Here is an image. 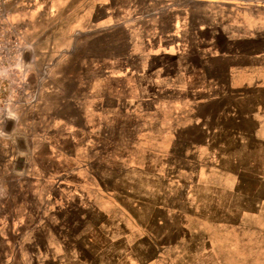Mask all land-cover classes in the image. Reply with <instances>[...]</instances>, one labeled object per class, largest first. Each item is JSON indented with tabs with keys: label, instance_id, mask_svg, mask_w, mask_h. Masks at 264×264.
<instances>
[{
	"label": "rangeland",
	"instance_id": "1",
	"mask_svg": "<svg viewBox=\"0 0 264 264\" xmlns=\"http://www.w3.org/2000/svg\"><path fill=\"white\" fill-rule=\"evenodd\" d=\"M149 1L93 0V32L79 35L60 51L40 46L44 34L33 32L39 15L20 16L34 2L18 0L1 24L0 39L17 44L28 68L20 79L23 85L17 78L0 80V136L12 135L27 157L30 150L37 152V160L55 171L53 182L67 197L69 209L63 214L79 217L71 225L77 234L63 239L75 256L63 260L264 264V89L258 80L263 72H246L253 78L243 89L224 94L228 91L214 79L224 82L227 75L219 73L217 65L208 64L186 84H171L160 78L174 69L163 66L166 58L158 56L154 66L160 67L154 75L147 71L138 79L128 75L111 80L103 95L99 84L95 89L100 80L84 78L80 72L66 74L67 68L51 69L41 61L44 55H60L73 67L86 64L88 75H102L105 59L120 58L133 71L135 38L166 39L172 22L179 19L172 17L170 7L190 5L193 23L220 11L207 4L195 8L192 0ZM103 2H108L113 16L105 17V10L98 8ZM46 22L54 23L48 18ZM20 72L18 68L15 73ZM55 72L58 78L51 79ZM151 76L158 77L156 83ZM88 93L92 96L87 99ZM5 97L11 99L8 112ZM38 135L49 140L71 135L77 142L56 144L57 157L48 159L49 147L32 142ZM11 182L14 208L33 209L31 183L22 174H15ZM42 236L37 232L27 241L29 249L41 248Z\"/></svg>",
	"mask_w": 264,
	"mask_h": 264
},
{
	"label": "crops",
	"instance_id": "2",
	"mask_svg": "<svg viewBox=\"0 0 264 264\" xmlns=\"http://www.w3.org/2000/svg\"><path fill=\"white\" fill-rule=\"evenodd\" d=\"M161 1L175 2L174 0ZM33 2V8L23 11L20 16L31 18L35 14L39 15L37 30L34 29L33 32L37 35L44 34L40 42L41 47L42 45L45 48L57 47L61 49L60 51H64L73 45L79 35L85 36V33L93 32L97 23L93 0H33ZM206 4L220 11H215L213 18L203 17L193 23L189 14L190 5H174L169 10L172 17L179 16V19L172 22L170 35H167L166 39L155 41L145 37L140 41L136 37L134 54L137 61L133 71L126 65V60L120 58L117 61L114 60L116 58L105 59L102 63L104 67L101 68L102 75L94 73L88 75L89 68L86 64L80 63L79 66L73 67L72 64L67 63V57L60 55L57 57L44 55L41 61H45V65L51 69L67 68L66 74L80 72L84 78L100 80L95 83V89L99 84L103 95L108 94L111 80H125L129 77L128 75L138 79L147 71L154 75V70L160 67V64L154 66L158 56L166 58L163 66L174 69L172 75L160 78L171 84L182 80V83L186 84L194 77V73L204 72L207 65L213 63L217 65L219 73L223 71L227 75L224 82L218 81L222 80L221 78L214 79L215 85L228 91H224V94L240 92L239 90L243 89L242 85L252 77L245 74L246 72H263L261 73L263 78H257L264 89V0H192L191 5L195 8H204ZM98 8L105 10V17L112 15L108 2H103ZM120 10V15L125 18L123 21H127L125 9L120 8ZM138 16L140 15H134V17ZM47 18L54 23H47ZM61 20H64V24L58 25L57 22ZM100 20L102 22L103 18ZM104 23H108V20ZM126 26L128 25H122L123 28ZM46 32H49L48 38H45ZM57 32L62 34L57 35ZM57 78L58 74L55 72L51 79ZM67 78L70 79L71 76ZM150 78L157 82L158 77ZM152 85L154 84L151 83ZM91 96H87V99ZM82 109L89 111L88 107ZM70 136L49 140L45 136L38 135L32 142L49 147L47 158L53 159L57 157L54 156L55 152L53 153L56 151V144L77 142ZM16 147L12 135L0 136V264H82L72 260L68 262L67 258L62 259L63 256H75L72 253L73 249L69 250L70 244L65 243L63 239H72L77 234V229L71 228V225L77 224L79 217L63 214L69 209L66 206L67 197L65 194H60L61 186L53 182L56 176L55 171L43 166L37 160V152L30 150L27 157ZM19 157L23 158V163L18 169L16 161ZM15 174H22L24 179L31 183L36 199L33 209V206L21 211L14 208L11 180ZM10 193L11 196L8 195ZM37 232L43 235L45 242L35 251L29 249L27 241L32 240ZM49 241H53L54 245H51ZM64 244H66L65 247H63Z\"/></svg>",
	"mask_w": 264,
	"mask_h": 264
},
{
	"label": "built area",
	"instance_id": "3",
	"mask_svg": "<svg viewBox=\"0 0 264 264\" xmlns=\"http://www.w3.org/2000/svg\"><path fill=\"white\" fill-rule=\"evenodd\" d=\"M18 0H0V28L1 24L7 20L8 16L11 14V9L13 5H16ZM27 3V0L26 2ZM18 46L13 42H7L0 39V80L9 79L13 80L17 78L18 84L21 83V78L25 74L28 64L19 56ZM21 68L20 76L15 72ZM19 77V78H18ZM23 85V83H21ZM9 86H12L11 91L9 90V98L12 97L13 83L11 82ZM20 88V87H18ZM11 99H4L5 111H10Z\"/></svg>",
	"mask_w": 264,
	"mask_h": 264
},
{
	"label": "water",
	"instance_id": "4",
	"mask_svg": "<svg viewBox=\"0 0 264 264\" xmlns=\"http://www.w3.org/2000/svg\"><path fill=\"white\" fill-rule=\"evenodd\" d=\"M18 145H19V147L21 149H24L25 148L22 139H18ZM22 163H23V158L22 157H19L17 159V162H16V166H17L18 169L21 168Z\"/></svg>",
	"mask_w": 264,
	"mask_h": 264
}]
</instances>
